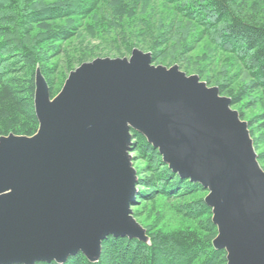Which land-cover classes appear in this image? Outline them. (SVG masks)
<instances>
[{
	"label": "water",
	"instance_id": "95a60500",
	"mask_svg": "<svg viewBox=\"0 0 264 264\" xmlns=\"http://www.w3.org/2000/svg\"><path fill=\"white\" fill-rule=\"evenodd\" d=\"M35 87L37 133L0 138V264L98 263L109 237L149 244L132 211L133 131L208 192L227 264H264V169L218 87L140 49L83 63L53 98L38 67Z\"/></svg>",
	"mask_w": 264,
	"mask_h": 264
},
{
	"label": "trees",
	"instance_id": "16d2710c",
	"mask_svg": "<svg viewBox=\"0 0 264 264\" xmlns=\"http://www.w3.org/2000/svg\"><path fill=\"white\" fill-rule=\"evenodd\" d=\"M255 1L262 3L260 7ZM178 16L198 31L179 44L169 59L168 43L162 38ZM42 24L55 27L38 38L42 48L37 49L32 39L37 38L35 26ZM87 39L103 46L92 47L89 42L87 47H80L68 58L66 68L49 64L48 53L57 55L61 46ZM201 44L209 45L216 55H225L229 67L221 75L217 67L208 74L205 70L211 64L206 58L195 64L194 72L229 96L243 120L245 108L263 105L248 124L264 168V0H0V138L37 133V65L53 98L69 74L83 63L100 57L131 56L134 49H145L152 53L153 63L172 64L173 60L181 61L183 49L193 53ZM191 64L185 67L187 73ZM239 74L245 80L234 83ZM132 134L131 152L139 163L135 205L142 206L135 216L142 217L147 208L163 202L176 217L191 224L179 230H156L155 223L146 217L149 244L109 237L98 263L78 254L65 264H227L226 251L213 247L218 229L212 222V209L205 203L208 192L201 184L173 172L143 135Z\"/></svg>",
	"mask_w": 264,
	"mask_h": 264
},
{
	"label": "rangeland",
	"instance_id": "374dc122",
	"mask_svg": "<svg viewBox=\"0 0 264 264\" xmlns=\"http://www.w3.org/2000/svg\"><path fill=\"white\" fill-rule=\"evenodd\" d=\"M255 3L259 7L262 4L260 1H255ZM252 5H254V3ZM162 14H164V13L161 10V14H159V15L162 17V16H164ZM177 20L178 21L174 23V26L171 28V30L167 32L166 37L162 38V42L166 41L168 43V47L169 48L167 49V51H168L167 55H168L169 59H171V52L179 50V48L177 47L179 44H181V43L184 44L187 40L191 39V37L193 35H196V32L198 31V28L194 24L188 22V20L182 19L179 16H178ZM54 27H55L54 24H42V25L35 26L34 34H35V36L37 38L33 37L32 40H33V42L37 43V45H38V46H36L37 49L42 48V45L38 42V38L41 35H45L46 33L50 32ZM85 41H86V43H85ZM89 42H90V46H92V47L95 46V45H100V47L103 46L102 43H100L99 41H92L91 42L88 39L84 40V41H82V40L78 41L77 40V41H74V43L61 46L60 49L58 50V54L57 55H56V52H54V51L52 53H48L47 57L50 60L49 64H53L54 63V65H59V67H62V68L65 67L66 68L67 65H68V62H69L68 58H72V57H74V55H76V54H74L75 50L80 49V47H87ZM172 47H176V48H172ZM141 50L143 52H145V53H149L148 50H145V49H141ZM185 51L186 50L183 49L182 54H180L181 55V57L179 58L181 60L180 62L173 60L172 64H156V63H153V65H155V66H164V67H167V68H171V67L177 65V66L180 67L181 71L186 73L188 76L198 75L200 77L201 81L206 82L207 84H208V82L205 79H203L202 76H200L198 73L194 72L195 71V67H196V65H195L196 63H198L202 59L208 58L207 60L210 61V63H209V61H208V63L211 64V65H209L210 67L208 66L209 68H207L205 70V72H207L208 74H212V70L217 67L220 70V75H221V74H223L222 70L223 69L225 70L227 67H229L228 58L225 55H218V53L216 55V52L212 51L210 49L209 45L208 46H206V45L203 46V44H201V45L198 46L196 51H194L193 53H189L188 54ZM126 57L129 58L130 55H128ZM100 58H102V57H100ZM105 58H107V57H105ZM108 58H114V57L109 56ZM115 58H125V57H115ZM181 62H182V64H181ZM191 62H192L191 66H190V71L191 72L187 73V71L185 70V67H187L188 63H191ZM38 67L41 69V67L39 65H37V68ZM219 70H217V71H219ZM41 71H42V69H41ZM42 74H43V72H42ZM43 76H44V74H43ZM35 78H36V74H35ZM235 78H238V79L236 81H234V83L239 81V80H242V81L245 80L244 76H242V74H239V76H235ZM45 79H46V77H45ZM242 81H240V82H242ZM234 83H233V80H232L231 84H234ZM208 86L209 87H218L216 85H211L210 83L208 84ZM222 96L230 98L227 95H222ZM232 109H234V110L239 112V109L237 108V106H232ZM262 109H263V105L259 104V103H256V104L250 106L249 108H245L244 114L246 115V120H244V121H246L248 123V121L254 115L259 113ZM239 114H240V112H239ZM253 141H254V139H253ZM254 146H255V143H254ZM255 150H256V153L258 154L256 146H255ZM131 156L133 158L132 159L133 160L132 161L133 162V166H134V168H135V170L137 172V177H138L137 166L139 165V163H137V161L135 160L132 152H131ZM261 167H262V165H261ZM149 206L150 205H148L147 207H149ZM141 208H142V206L137 208L136 205L134 204V206L132 208V211H133L134 218L145 229H146V227H145V224H146L145 223V219H146V217L150 218L152 223H155L156 230H160V229H166L168 231H170V230H179L181 228L184 229V228L188 227L191 224L190 222L186 223L185 221H183V220L179 219L178 217H176L175 214H173V212L168 208V205H165L163 202H161L160 204H157L156 207L147 208V210L143 214V216L137 218L135 216V213H136V211L138 209H141ZM212 217H213V214H212ZM147 235H148V233H147Z\"/></svg>",
	"mask_w": 264,
	"mask_h": 264
}]
</instances>
